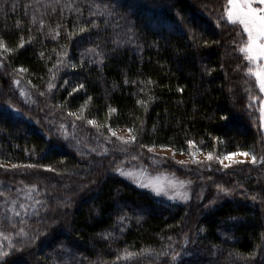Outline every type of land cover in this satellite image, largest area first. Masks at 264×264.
Listing matches in <instances>:
<instances>
[{
    "label": "trees",
    "instance_id": "trees-1",
    "mask_svg": "<svg viewBox=\"0 0 264 264\" xmlns=\"http://www.w3.org/2000/svg\"><path fill=\"white\" fill-rule=\"evenodd\" d=\"M226 6L0 0V264H264L261 94ZM156 148L212 154L175 160L189 202L114 173ZM238 152L257 163H219Z\"/></svg>",
    "mask_w": 264,
    "mask_h": 264
},
{
    "label": "rangeland",
    "instance_id": "rangeland-1",
    "mask_svg": "<svg viewBox=\"0 0 264 264\" xmlns=\"http://www.w3.org/2000/svg\"><path fill=\"white\" fill-rule=\"evenodd\" d=\"M254 6L264 7V5L259 4L258 0L254 4ZM225 18L228 21L227 16H226V10H225ZM237 26L241 29L242 33L244 34L245 42H246L247 40L246 33L243 32L241 26L239 25ZM249 65L251 68L254 69L253 64L249 62ZM255 82L261 94L260 114H261V121H262V129L264 132V113H262V108H264V92L260 90L259 84L257 83L256 79H255ZM79 132L75 130H71L69 132L66 130L63 131V134H64L63 140L65 142L68 141L69 142L68 144L74 147V148L72 147L73 149H75V147L78 149H83V147L85 146V144H83L81 140L86 139V138H84ZM115 133H116L115 136L118 139L119 137H124V136L126 137V138L124 137L125 139H128V137H130L127 130H117L115 131ZM123 144L125 145V143ZM91 145L93 146V147L91 146L92 152L94 150H95L94 153L97 152V146H99L100 144H94V145L91 144ZM105 145L111 146L112 143H108L106 141L104 144H101L100 147L102 146L103 150L101 151L103 152L105 151ZM127 145L128 144H126V146ZM91 148L89 149L86 148V149L90 150ZM107 150H109L108 147H107ZM119 151H121L119 154H122V156L125 155L124 156L125 158L114 169L115 174L124 178L125 180H127L128 182L132 183L133 185L139 188L150 190L156 196L162 197L166 201L179 202V203H187L192 199L193 190H194V187L197 181L194 182L189 177H181L180 174L173 171L175 169L174 168L175 162H176L175 160H177V162L187 161L189 158H193V155H192L193 153H195V159H198L201 161L209 160L208 153H203V152H200L199 150L193 151L192 154L189 156L188 154L177 153L171 148H156V149L150 150L148 155L147 154L145 156L140 155L136 159L126 157V155H128V152L126 153L125 151H122L120 149ZM242 153H245V152H238L237 155L232 157L231 161L228 159H223L225 156L222 157L221 159H223V165L232 164V163H235V161H242V162L251 161L250 155H247V156L241 155ZM199 181L201 182V180H198V182ZM180 182H183V183L181 184ZM156 185H159L163 188V191H161L159 194L154 190V187ZM56 205H59V204H56Z\"/></svg>",
    "mask_w": 264,
    "mask_h": 264
},
{
    "label": "snow or ice",
    "instance_id": "snow-or-ice-1",
    "mask_svg": "<svg viewBox=\"0 0 264 264\" xmlns=\"http://www.w3.org/2000/svg\"><path fill=\"white\" fill-rule=\"evenodd\" d=\"M256 2L257 0H227L228 6L226 8V16L230 23L241 26L243 32L246 33L247 40L243 47H241L239 50L244 54L245 59L254 65V69H248L249 74L255 77L257 83L259 84L260 90L264 92V7H255L254 4ZM258 2L259 4L264 5V0H258ZM81 31H84V29H81ZM20 46L22 47L23 45L21 44ZM0 49L11 51L7 48L2 40H0ZM21 71H23V69H21ZM16 83L19 84V81H16ZM81 87L83 86L81 85ZM139 103L143 104L144 101H139ZM110 111H115V109H110ZM81 112H83V109H81ZM262 113H264V108H262ZM70 115L76 114L70 113ZM77 118L80 119L82 117L77 116ZM88 123L97 126V122L95 120H89ZM129 131L131 132L132 130L130 129ZM112 135L115 136L116 133L113 131ZM119 139L123 143L128 144L134 142L136 137L135 135H132L129 139H125L124 137H119ZM193 143L194 142L189 141V144ZM192 155L193 162L199 163V161L195 159V153ZM235 155H237V153H230L223 159H228L231 161L232 157ZM241 155L247 156L250 154L242 153ZM208 159H213L211 153L208 155ZM223 159H219L221 164H223ZM251 160L253 164L257 163V157L254 154L251 155ZM235 163H242V161H235ZM230 166V164L224 165L226 168ZM180 183L182 184L183 182ZM154 190L159 194L161 191H163V188L159 185H156ZM253 199H255V197H253ZM20 233L21 235H27L24 232V229H20ZM2 235L3 233H0V236ZM5 239H7V237H5ZM9 246L13 247L11 241H9ZM9 254V252L0 250V260L4 259V257L8 256ZM127 255L130 256L131 254L129 253Z\"/></svg>",
    "mask_w": 264,
    "mask_h": 264
}]
</instances>
